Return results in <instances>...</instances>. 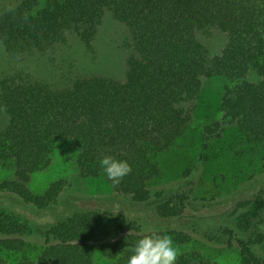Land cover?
<instances>
[{"label": "trees", "instance_id": "trees-1", "mask_svg": "<svg viewBox=\"0 0 264 264\" xmlns=\"http://www.w3.org/2000/svg\"><path fill=\"white\" fill-rule=\"evenodd\" d=\"M106 12L128 32L132 52L125 58L123 79L77 76L54 85L20 69L0 74V114L6 116L0 129V168L11 173L0 181V192L39 211L58 205L63 181L49 182L40 193L28 181L48 165L61 141L77 147L82 176L102 175L116 193L141 205L149 202V182L160 172L153 158L183 134L201 77L234 81L225 86L219 110L247 139L264 140V0H0V45L10 64L52 51L71 35L89 47ZM213 29L226 40L210 55L199 36ZM249 69L258 80L246 79ZM104 156L131 166L118 185L103 172ZM186 181L179 190L153 193L156 219L182 223L159 228L102 207L79 208L41 226L43 241L33 258L12 263L0 256V264H94L96 251L105 264H127L136 242L150 232L170 235L176 244L197 239L233 245L242 264H264L259 247L264 198H255L246 213L236 203L237 209L234 205L221 214L191 213L188 218L186 212L203 207L205 199L182 189ZM31 222L0 206V249L21 252L30 246L25 236L34 235ZM176 264L215 263L190 249L178 253Z\"/></svg>", "mask_w": 264, "mask_h": 264}, {"label": "rangeland", "instance_id": "rangeland-1", "mask_svg": "<svg viewBox=\"0 0 264 264\" xmlns=\"http://www.w3.org/2000/svg\"><path fill=\"white\" fill-rule=\"evenodd\" d=\"M199 39L208 53L213 55L220 51L226 37L223 32L213 29L208 36L200 35ZM131 52L126 27L106 12L89 47H85L71 35L52 51L27 55L10 64L0 45V74L10 68L20 69L33 78L54 85L68 83L77 76L89 75L121 80L125 72V58ZM246 79L256 81L259 77L253 69H249ZM233 83L234 81L224 76L201 77L200 88L192 101L183 134L153 158L160 172L158 177L149 182L151 198L145 205L132 202L127 195L116 193L102 175L82 176L76 163L77 147L71 141L58 142L48 165L33 173L28 181V187L33 192L40 193L49 182L62 180L63 189L58 205L55 204L52 210L39 211L11 193L0 192V206L27 216L32 221L35 235L25 236L30 246L23 251L0 249V256L12 263L23 256L33 258L43 241L40 236L41 226L56 219V214L79 208L102 207L109 212L159 228L182 223L156 219L152 206L156 202L153 193L160 188L179 190V184L186 180V186L182 189H191V195L205 199L203 207L194 213L186 212L188 218L191 213H199L202 217L221 214L234 205V209H237L236 203L246 213L255 198H264V170L261 169L264 140L247 139L219 110L225 86ZM5 124L6 116L0 114V129ZM201 155L205 158L200 160ZM10 176L9 170L0 168V181ZM179 220L185 221L183 217ZM262 230L264 234V226ZM174 245L178 253L196 249L215 264H242L233 245L221 246L197 239ZM259 247L264 251V239ZM93 261L94 264H105L107 260L96 251Z\"/></svg>", "mask_w": 264, "mask_h": 264}, {"label": "clouds", "instance_id": "clouds-1", "mask_svg": "<svg viewBox=\"0 0 264 264\" xmlns=\"http://www.w3.org/2000/svg\"><path fill=\"white\" fill-rule=\"evenodd\" d=\"M100 165L107 179L117 185L131 172V166L126 161L112 156H104ZM131 252L127 264H176L178 258V249L172 237L155 232L140 238Z\"/></svg>", "mask_w": 264, "mask_h": 264}]
</instances>
